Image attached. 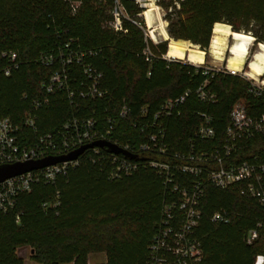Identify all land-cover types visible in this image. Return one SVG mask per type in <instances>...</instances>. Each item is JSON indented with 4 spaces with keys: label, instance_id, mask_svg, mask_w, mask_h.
<instances>
[{
    "label": "trees",
    "instance_id": "obj_1",
    "mask_svg": "<svg viewBox=\"0 0 264 264\" xmlns=\"http://www.w3.org/2000/svg\"><path fill=\"white\" fill-rule=\"evenodd\" d=\"M76 1L81 5L71 15L63 0H0V53L17 54V68L8 76L4 75L7 60L0 57V119L8 118L17 127L23 145H31L70 119L93 118L100 131L113 120L106 137L110 142L138 147L147 135L132 127L145 121L141 111L146 110L150 119L167 100L193 92L205 80L216 95L214 105L199 104L191 95L179 116L163 120L169 154L187 149L202 123L201 114L211 117L214 138L197 149L212 151L223 143L235 103L244 102L251 115L264 107L247 81L229 74L204 76L192 66L163 60L166 43L148 42L137 17L142 10L131 1L120 0V4L142 29L125 22L126 34L105 28L111 0ZM177 4L163 5L170 40L206 50L214 24L221 23L233 32L253 35L256 43L264 42V0H177ZM67 42L74 48L99 51L90 64L102 75L100 88L106 93L101 99L70 101L63 92L45 93L44 85L56 68L42 66L40 55ZM146 47L154 57L151 63L141 56ZM44 98L48 102L35 108ZM122 106L130 113L128 119L117 118ZM28 118L32 127L25 125ZM88 155L94 162L81 159L52 183L34 184L18 196L11 211L0 212V264H24L17 254L23 247L32 251L30 260L36 264H93L89 260L95 255L104 256L99 264H145L169 200L148 162L174 161L151 153L129 154L132 158L126 159L136 163L137 169L110 179L109 153L102 149L101 159L91 152ZM253 157L264 161V136L254 138L232 162ZM223 211L229 214V223L212 224L211 215ZM199 212L196 237L202 259L197 264H254L257 256H264V204L240 196L233 188L208 185ZM251 231L257 237L247 244Z\"/></svg>",
    "mask_w": 264,
    "mask_h": 264
},
{
    "label": "built area",
    "instance_id": "obj_2",
    "mask_svg": "<svg viewBox=\"0 0 264 264\" xmlns=\"http://www.w3.org/2000/svg\"><path fill=\"white\" fill-rule=\"evenodd\" d=\"M128 1L142 10L137 15L140 18L147 1ZM63 2L68 5L71 15L77 14L81 2L76 0H63ZM97 3H100V0H97ZM153 3L155 4V0ZM174 5L178 7L177 2H174ZM108 15L109 21L106 22L105 28L112 33L126 34L125 22L142 29L139 23L128 17L120 0H111ZM145 29L144 36L147 39ZM98 53L99 51L90 49L74 48L72 42H67L47 54L40 55L42 66L56 68L44 85L45 93L63 92L70 101L75 97L82 100L101 99L106 93L100 88L102 75L90 64V59ZM141 56L147 63L154 60L148 47L142 51ZM0 57L7 60L8 67L4 75L8 76L10 71L17 68V54L11 51L1 52ZM162 59L166 60L164 56ZM192 67L199 69L204 76L229 74L249 82L254 98L261 99L264 104V79L260 82H252L244 74L240 75L233 70L203 65ZM191 95L202 105H214L217 100L216 95L209 88V82L205 80L193 92L185 91L179 97L167 100L150 119L146 118V110H142L141 115L145 121L132 126L140 128L141 133L147 132L144 142L138 147L130 144L120 146L117 142L106 139L112 130L111 119L108 120V127L100 131L93 118L85 120L73 118L66 121L59 129L38 136L29 146L22 144L17 127L8 118L0 119V166L64 156L95 141L109 142L130 155L143 152L158 157L168 156L174 162H148V166L161 179L169 200L163 206L160 226L149 245L145 264H197L202 259V250L201 243L196 237V230L200 222L199 205L206 186L210 185L220 190L233 188L240 196L252 199L259 205L264 204V161L253 157L251 160L237 164L232 162L235 156L247 149L254 138L264 136V107L260 112L251 115L244 102L235 103L229 113V125L225 128L223 143L220 149L212 151L197 149L199 144L211 142L214 138L211 117L201 114L202 123L188 141L187 149L169 154L163 120L179 116ZM47 102V98H44L42 102L35 103V108ZM129 117L128 109L122 106L117 118ZM25 125L32 127V119L28 118ZM89 152L97 156V159L103 157L102 149H87L75 161L31 171L0 183V212L11 211L18 196L28 193L34 184L52 183L58 175H63L69 168L77 166L81 159H91ZM108 159L112 166L110 179L127 176L137 169V164L125 157L109 154ZM94 160L91 159L92 162ZM229 221L230 216L224 211L215 212L210 217V222L214 225L228 224ZM256 237V231H251L246 239L247 244ZM254 264H264V256H257Z\"/></svg>",
    "mask_w": 264,
    "mask_h": 264
},
{
    "label": "bare ground",
    "instance_id": "obj_3",
    "mask_svg": "<svg viewBox=\"0 0 264 264\" xmlns=\"http://www.w3.org/2000/svg\"><path fill=\"white\" fill-rule=\"evenodd\" d=\"M146 1L142 16L149 30V38L155 42L156 36L157 38L160 36L165 41H169L170 39L165 31L166 24H163L159 19L153 0ZM229 40L232 43L228 44ZM170 41L167 46L165 59H184L191 65L200 66L204 63L206 55L214 61H223L225 51H227L229 57L225 61L226 69L242 72L254 39L249 34L233 32L228 25L216 23L212 28L211 39L206 52L185 41ZM244 75L251 80H257L264 75V44L260 43L258 45V51L247 63V70Z\"/></svg>",
    "mask_w": 264,
    "mask_h": 264
},
{
    "label": "water",
    "instance_id": "obj_4",
    "mask_svg": "<svg viewBox=\"0 0 264 264\" xmlns=\"http://www.w3.org/2000/svg\"><path fill=\"white\" fill-rule=\"evenodd\" d=\"M167 33V32H166ZM205 52V50H202ZM100 148L105 149L107 153L112 155H121L125 158H132L127 152L121 150L115 145L106 141H95L91 144L80 147L79 149L58 157H46L37 161L24 162V163H14L10 165L0 166V183L5 180L14 178L16 176L23 175L25 173L40 170L46 167H50L56 164H61L65 162L75 161L80 155L83 154L87 149Z\"/></svg>",
    "mask_w": 264,
    "mask_h": 264
},
{
    "label": "rangeland",
    "instance_id": "obj_5",
    "mask_svg": "<svg viewBox=\"0 0 264 264\" xmlns=\"http://www.w3.org/2000/svg\"><path fill=\"white\" fill-rule=\"evenodd\" d=\"M177 2V0H155V4H154V6L156 7V9H157V12H158V15H159V19L161 20V22L164 24H166V27H167V22L164 20V15H165V13H166V11L164 10V8H163V5H165V4H167V3H169V2ZM144 11V10H143ZM139 20H142V22L144 23V25H145V33H146V35H147V40H148V42L149 43H151L152 45H154V46H157V45H160V44H162V43H166V45L168 46V43L169 42H171L170 40L169 41H165L164 39H162L160 36L157 38V36H156V40H155V42L154 41H152L150 38H149V30L147 29V27H146V24H145V21H144V18H143V16H141L140 18H139ZM230 27V26H229ZM231 29V28H230ZM165 31H166V28H165ZM253 39H254V41H253V43H252V46L250 47V49H249V51H248V54H247V57H246V64L243 66V68H242V72H239L240 73V75H243L245 72H246V70H247V63L251 60V58H252V56L258 51V45L260 44V43H256L255 41H256V38L253 36V35H250ZM190 43V42H189ZM230 43H232V41L231 40H229L228 41V44H230ZM262 44H264V42H261ZM190 44H192V43H190ZM193 45V44H192ZM193 46H196V45H193ZM196 47H198V46H196ZM199 48V47H198ZM166 49H167V47H166ZM207 50V49H206ZM206 50H205V52H206ZM228 57H229V55H228V52L227 51H225V54H224V57H223V61H221V62H219V61H214V60H212L208 55H206V57H205V61H204V63L202 64L203 66H213V67H216V68H219V69H222V70H226V60L228 59ZM164 58H165V56H164ZM166 60H170L171 62H172V60L171 59H166ZM174 61H176V62H180V63H183V64H186V65H189V66H193V65H191L190 63H188L187 62V60H174ZM224 62V63H223ZM264 79V77H259L257 80H252V82H260L261 80H263ZM17 253H18V255L23 259V263L24 264H36V263H34V262H32L31 260H30V255L32 254V251H30V249L29 248H22V249H20V250H18L17 251ZM103 260H104V256L103 255H95V256H92V257H90V260H89V262L90 263H95V264H99V263H102L103 262Z\"/></svg>",
    "mask_w": 264,
    "mask_h": 264
},
{
    "label": "crops",
    "instance_id": "obj_6",
    "mask_svg": "<svg viewBox=\"0 0 264 264\" xmlns=\"http://www.w3.org/2000/svg\"><path fill=\"white\" fill-rule=\"evenodd\" d=\"M24 248V247H23ZM20 249H22V248H20ZM20 249H18V250H20ZM18 254V253H17Z\"/></svg>",
    "mask_w": 264,
    "mask_h": 264
}]
</instances>
